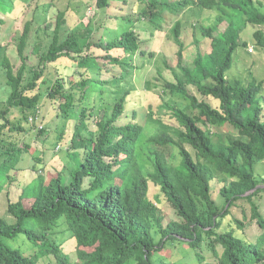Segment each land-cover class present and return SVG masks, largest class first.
<instances>
[{"label": "trees", "instance_id": "obj_1", "mask_svg": "<svg viewBox=\"0 0 264 264\" xmlns=\"http://www.w3.org/2000/svg\"><path fill=\"white\" fill-rule=\"evenodd\" d=\"M136 1V14L132 15L126 10L135 0H95V10L103 13L98 23L92 27L90 21L84 30L76 27L65 33L61 12L45 49L32 47L38 60L35 68L27 69L23 52L31 15L15 44L21 60L16 71L6 51L1 53L15 40L1 44L9 27L6 17L0 18V60L10 89L0 109L5 120L0 133L10 124L6 114L13 107L25 112L27 120L30 115L34 120L43 119L40 101L44 98L55 110V139L64 141L70 151H85L66 180L59 172H47L44 152L34 157L36 149L29 143L0 145V192L7 186L5 209L15 219L8 222L0 214V264H164L156 263L154 256L167 255L171 245H186L193 251L195 264L204 263L205 250H210L216 264H264V214L256 199L264 194V181L255 175L256 164L264 160L263 80L253 77L246 84L226 75L236 48L247 45L240 33L248 23L264 26V12L256 9L253 0ZM8 2L0 0V14L11 10ZM181 11L198 15L201 21L207 19L200 30L210 40V51L197 49L193 67L182 61L183 20L176 17ZM166 14L176 17L169 30L178 48L181 76H176L175 82H165L163 91L179 97L183 105L164 107L177 125L164 123L142 106L126 110L129 91L119 95L110 114L96 106L88 108L89 93H103L108 84L117 87L121 77L136 69L131 57L145 54L142 35L147 31L136 32L137 24L161 30ZM223 22L226 26L220 30ZM1 24L6 27L2 29ZM253 36L255 44L263 47L264 32L257 29ZM193 42L198 43L196 39ZM58 61L69 62L71 74L60 73ZM95 72L99 77L92 76ZM141 103L142 98L138 105ZM41 117L32 126H37ZM88 117L95 120L96 137L85 136ZM146 122L158 125V131L148 139L152 147L142 157L149 168L141 161L137 144ZM221 127H230L237 137L212 131ZM9 130L23 129L11 125ZM38 134L44 135L45 141L49 137L45 128ZM166 146L177 150L176 163L159 149ZM30 158L33 163L26 167ZM27 170L36 172L37 177L21 186L16 198L11 197L10 187L20 186L18 173ZM215 173L223 176L221 208L211 191ZM149 181L159 188L175 218L164 221L157 201L148 197ZM225 217H230L232 224L224 230ZM251 223H255L257 234L248 238L244 233ZM62 226L74 243L75 261L63 241H57ZM11 240L20 243L12 245Z\"/></svg>", "mask_w": 264, "mask_h": 264}, {"label": "rangeland", "instance_id": "obj_2", "mask_svg": "<svg viewBox=\"0 0 264 264\" xmlns=\"http://www.w3.org/2000/svg\"><path fill=\"white\" fill-rule=\"evenodd\" d=\"M7 5L12 6L10 11L0 14L1 17H6V23L8 24V30L4 33L5 41H1V44L6 45L9 41H14L10 45L6 46L1 53H6L10 59V63L13 66V70L16 71L21 60L17 57V50L15 44H17L18 36L21 35L25 22L29 19L31 20V15L33 19L30 21L31 26L28 29L26 42L24 45L23 56L25 57V63L27 69L35 68L38 57L31 52L32 47L39 45L41 51L45 49V46L49 44L53 35V25L56 21V17L62 12L64 14V19L66 20L65 25L62 27V33L65 30L73 29L76 27L80 30H84L87 24L98 23L99 19L103 16V13L98 9L95 10L94 2L95 0H8ZM11 1L13 2L11 4ZM133 1V0H132ZM137 1L126 10V14H136L134 13V7ZM253 3L257 10L264 12V0H253ZM50 4V5H49ZM27 8H26V7ZM186 8V7H185ZM125 12V11H124ZM33 13V14H32ZM9 16V17H8ZM183 20V28L181 38L184 43L183 52V64L188 67H193L192 59L195 52L200 50L201 53H206L210 51V40L203 37L201 33V25L205 24L206 20L201 21L200 16L191 14L186 15L184 11H181L176 16ZM172 14H166V22L162 25V29H148L145 24L138 23L136 27V32H141L142 34L146 30L147 32L142 35L145 39L143 47L146 49L144 55L134 54L131 57V61L136 69L131 70L128 75L121 77L118 81V86L114 87L112 84L104 86L105 92L98 94L97 92H91L88 94L86 100V106L88 108L96 106L101 111L110 114L114 103L117 98L124 91H129L130 97L127 99L126 110L140 109L142 108L146 111H151L154 117L161 118L164 123L171 126H176L177 123L175 119L170 115L169 109L165 108L164 105L171 103L182 106L183 101L177 96H170L168 92L163 91V85L165 82H175L176 76H181V72L177 67L178 57H177V46L173 42V38L170 36V27L174 22L175 18ZM205 21V22H204ZM1 24L2 29L6 27ZM225 22L221 23L219 26L220 30L225 28ZM165 29V30H164ZM261 29L264 32V26H254L252 24H247L243 31L240 33L241 41L247 43L246 46L240 45L234 51L232 67L226 72L227 77L230 80L239 79L244 83L248 84L253 77L257 80H263V89L261 92L260 105L264 108V46H259L255 44V37L253 36L254 31ZM77 32V31H76ZM3 35V34H2ZM196 39L197 44L193 42ZM58 70L62 74H71L72 68L69 62L58 61ZM49 70V69H48ZM99 77V73H92V76ZM105 78L109 74H104ZM6 68L1 64L0 60V109L4 107L5 100L10 94L9 86L7 85ZM40 81V80H39ZM149 84V85H147ZM118 89V92L115 89ZM44 89V85L40 90ZM142 98V103H140ZM44 99V98H43ZM40 101L41 114L45 117L42 119L37 126H32V122L25 118V115L20 108L13 107L6 114V119L9 121V125L2 128L0 133V145L4 147H9L7 143L9 141H17L18 143H29L36 150L33 156H38L44 152L45 162L47 164V172L50 173H61L66 180L71 176L74 168L78 165L82 156L84 155V150L70 151L66 148L64 141H57L55 139V134L53 132L54 126H56L57 119L55 117L54 108L49 102ZM150 106V108H149ZM149 109V110H148ZM37 119L35 121H37ZM5 120L0 117V125L4 124ZM87 123L89 124V130L85 133V136L96 137L97 128L95 126V120L93 117L87 118ZM11 125L20 126L22 131H10ZM40 128H45L49 132V137L39 136L38 130ZM62 131V128L60 127ZM158 131V125L152 122H146L143 127V131L137 142L139 146L138 152H140V159L143 162V156L145 152L148 151L152 144L148 143L150 136ZM212 131H217L221 135H229L231 138H236L230 129V127H221L219 129L213 128ZM231 131V132H230ZM231 133V134H230ZM45 141V142H44ZM63 147H62V146ZM59 147V148H58ZM164 154L173 159V162L178 161V154L175 148L161 147L159 148ZM187 149L193 154V150L187 146ZM1 150V148H0ZM41 151V152H40ZM77 152V153H76ZM79 152V153H78ZM77 156L74 158V155ZM30 157V156H29ZM26 162V161H25ZM33 163V158L28 159L25 166ZM144 166L149 168V164L144 161ZM46 169L43 175L46 176ZM145 170V169H144ZM256 178L260 181H264V160L258 162L255 166ZM37 177V173L33 171L19 172L17 179H19L20 186H11L9 191L11 197L16 198V195L20 193V187L30 183ZM223 176L215 173V177L211 180V191L212 196L217 203L218 207L221 208L224 204V199L219 194V188L224 184L222 181ZM260 186H263L262 184ZM0 192V214L8 222H14L15 219L6 211V190L7 186ZM1 188V187H0ZM148 197L151 201H157V206L162 211L165 222L170 219L175 218V214L165 197L160 192L159 188L155 186L151 181H149ZM157 198V199H156ZM258 204L260 205V211L264 214V194L256 198ZM238 215V214H237ZM232 221L230 217H225L223 219L222 229H228V225H231ZM61 231L57 241L62 240L65 250L69 253L72 261L76 260L74 243L68 239V232L65 227L62 226ZM236 234L246 239L257 234V228L255 223H251L245 228V236L242 235L240 231L236 230ZM18 242V243H17ZM12 245H19L20 240H11L9 242ZM169 253L163 257L158 255L154 256L156 263L163 262L164 264H169L174 261L175 264H195V256L193 251L188 249L186 245H175L168 246ZM206 259L203 264H216V260L211 255L210 250H205ZM45 264H53V262L46 261Z\"/></svg>", "mask_w": 264, "mask_h": 264}, {"label": "built area", "instance_id": "obj_3", "mask_svg": "<svg viewBox=\"0 0 264 264\" xmlns=\"http://www.w3.org/2000/svg\"><path fill=\"white\" fill-rule=\"evenodd\" d=\"M28 120H29L30 122L35 121L33 115L28 116ZM58 148H59V147H58Z\"/></svg>", "mask_w": 264, "mask_h": 264}]
</instances>
